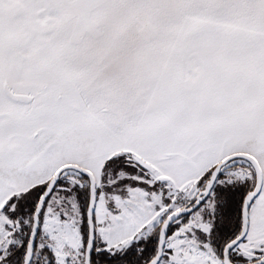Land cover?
Returning a JSON list of instances; mask_svg holds the SVG:
<instances>
[{"label":"snow or ice","instance_id":"1","mask_svg":"<svg viewBox=\"0 0 264 264\" xmlns=\"http://www.w3.org/2000/svg\"><path fill=\"white\" fill-rule=\"evenodd\" d=\"M0 264H264V0H0Z\"/></svg>","mask_w":264,"mask_h":264}]
</instances>
